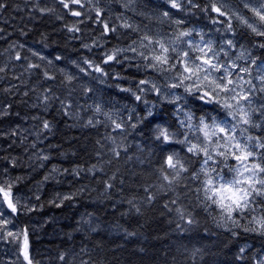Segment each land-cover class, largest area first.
<instances>
[{
	"label": "trees",
	"instance_id": "16d2710c",
	"mask_svg": "<svg viewBox=\"0 0 264 264\" xmlns=\"http://www.w3.org/2000/svg\"><path fill=\"white\" fill-rule=\"evenodd\" d=\"M227 1L253 16L245 0ZM180 2L178 10L169 0H81L83 7L70 5L81 13L76 17L60 0H0V156L12 164L17 192L31 202L18 219L29 235L32 264H264V235L244 231L257 227L253 217L264 215V202L258 198L255 211L234 225L202 190L208 176H231L229 154L204 164L203 154L188 152L187 144L156 139L166 128L175 140L187 134L192 143H206L195 131L200 118L223 120L226 110L182 87L164 92L167 71L161 69L168 66L149 67L159 46L141 47L145 34L160 40L176 69L183 50L192 58L198 53L179 33L200 31L219 56L243 53L236 61L247 66L250 59L264 62V37L231 11V30L227 22L213 23L225 20L211 11L213 0ZM104 23L116 31L105 33ZM118 49L125 51L105 63ZM227 59L233 58L219 61ZM252 100V119L262 126L244 125V133L264 140V93L254 92ZM173 154L187 169L175 180L165 162Z\"/></svg>",
	"mask_w": 264,
	"mask_h": 264
},
{
	"label": "snow or ice",
	"instance_id": "6c2138e0",
	"mask_svg": "<svg viewBox=\"0 0 264 264\" xmlns=\"http://www.w3.org/2000/svg\"><path fill=\"white\" fill-rule=\"evenodd\" d=\"M60 3L64 8L70 10V14L76 17H79L81 13L77 10L71 9L70 5H79L81 0H60ZM170 6L174 9H181L182 3L180 0H169ZM188 3H192V0H188ZM4 5L0 3V8H3ZM193 7L196 5L193 4ZM244 7L249 8V4L244 2ZM261 8L264 9V3L261 4ZM250 10L259 17V20L264 23V11H261L257 8H250ZM211 11L215 12L218 17H225L224 21L213 19V23H225L227 22L228 29L231 30L230 15L229 11L225 10V4L222 0H213L211 3ZM96 15L101 16L99 9L96 10ZM165 16H168L169 13L165 12ZM232 16H236L237 19L241 20L242 23L247 25L253 33L257 36L264 37V30L258 29L253 24L249 23L248 20L237 15L235 12L231 13ZM176 24L182 23L181 20H175ZM105 33L115 32L116 29L109 28L107 23L103 24ZM123 27L128 28L131 25L124 24ZM70 31L78 29H69ZM192 35V30L181 31L179 33L178 39L180 37H187ZM141 41H147V44L141 43V47H148L149 45L156 44L159 46L160 53L154 54L151 56L153 63L149 67L156 68L157 64L164 66L167 65V68H162L161 70H170L175 69V64H169L171 57L167 55L169 48L166 47L160 40H153L152 37L145 34L141 37ZM190 48L198 50L202 55H197L194 58L189 56L188 51H183L181 53V59L178 63L183 65V72L179 73L180 82L173 83L171 87H180L183 84V81H192L191 84H183V87L186 92L193 95L197 100L202 101L205 104H217L222 109L226 110V117H231L235 123H229L227 119L218 120L217 117H211V122H206V117L202 116L199 121V125L195 128V131L201 132L206 143H192L187 134H185V139L183 141L175 140V134L170 133L166 128H160L156 136L157 140H160L162 143H171L173 141L177 143H183L188 145V152L193 155L204 156V164H208L209 161L214 160V156L223 157L225 160L228 158V154L237 161V164L234 167H231L229 170L234 173L232 179H224L223 176L217 175L216 177L208 176V178L203 182L205 187H203V192L205 194L206 200L210 201L212 205H216L223 216L225 221H232L234 225H238L239 218H241L246 212H254L255 208L253 205L257 203V200L264 202V153H256L255 148L264 149V140L260 138H255L251 135L247 136V141L256 140L255 144H249L242 142L241 138H237L235 135L239 125H247L250 128H260L261 123H257L252 119V112L256 111L251 109L252 104V94L254 92L264 93V64L258 67L260 75L256 76L255 79L259 82V87L252 83L251 69L249 67H242L238 65L235 61L230 63H222L219 61V54L213 49L211 41H208L204 44L203 47L200 46V43L194 41H188ZM228 48H233L234 44L232 40H227L225 42ZM264 48V43L259 45ZM207 48V51H205ZM127 50L136 51L135 48H129ZM125 51L123 49H118L113 52L111 55H107L105 63L108 61L114 60L118 52ZM172 52H176V48L171 49ZM221 51H224L222 48ZM211 53V55H209ZM37 55V53H33ZM145 60H149V56L145 55L143 52L139 53ZM224 55L227 56V51H224ZM243 53H241V57ZM241 57H237L240 59ZM20 59L19 55L16 57ZM43 59V57H41ZM57 60L60 59L58 56ZM196 61H199L197 63ZM215 61V62H214ZM86 63H88L86 61ZM251 64L255 65L256 60H251ZM91 66V65H90ZM29 67H39V65H29ZM83 71V69H81ZM97 72H101L102 69L99 66L95 67ZM3 71V69H0ZM187 73V75H185ZM214 73H219V75H214ZM202 74V75H201ZM241 74H247L248 78ZM47 76V73H45ZM51 79L52 77H48ZM71 79V78H69ZM141 85L150 83L147 80H140ZM151 87L159 93V89L156 88V85H151ZM144 91V89H141ZM137 100H140V96H136ZM179 99V97H177ZM97 111H100L97 107ZM179 111V109L177 110ZM151 115V111L148 113ZM187 115V114H186ZM264 115V112L261 113ZM191 117L189 116V121ZM91 123V121H89ZM116 128H120L121 125L113 121ZM181 124H184V121H181ZM44 128L48 129L49 124L44 123ZM188 127L191 129V124H188ZM246 128H240L241 134L246 132ZM215 139H212V138ZM210 146L212 150L210 151ZM217 149H224V151H218ZM119 155V153H116ZM260 156L259 161H254L251 164L248 163L250 158ZM46 159V157H45ZM166 165L168 168L173 169L172 180H175L179 177L180 172L186 171L184 164L180 163L178 159L175 158V154L168 155L166 157ZM163 171V170H162ZM202 172L208 173L205 169L201 168ZM212 171H216L212 169ZM163 179L172 182L169 179V175H163ZM110 186V185H109ZM0 195H2L3 200L0 201V204L6 203L8 209L11 212L15 213L17 211L16 205L12 200L11 185L4 187L0 186ZM67 198V197H66ZM4 212L0 210V216H3ZM183 218V215H182ZM257 227L248 228L245 227L244 231L256 232L259 230L261 235H264V215L259 219L253 217ZM189 224L193 223L191 219L187 221ZM9 221L5 219L3 224L7 225ZM8 236H13L14 233L11 231L7 232ZM233 235H236L233 232ZM23 254L25 260H28V264H32L29 259L28 254V236L25 231L23 234ZM243 251V249H241ZM63 259V257H61Z\"/></svg>",
	"mask_w": 264,
	"mask_h": 264
},
{
	"label": "rangeland",
	"instance_id": "374dc122",
	"mask_svg": "<svg viewBox=\"0 0 264 264\" xmlns=\"http://www.w3.org/2000/svg\"><path fill=\"white\" fill-rule=\"evenodd\" d=\"M243 1V0H242ZM222 2L225 4V10L226 11H231V13H233V12H235L237 15H239V16H241V17H243L244 19H246V20H248V22L249 23H251V24H253L254 26H256L258 29H262L263 30V28L261 27V21L259 20V17H257L256 15H254V13L252 14L253 16H248V15H246L245 13H239V12H236V9L235 8H233V1H227V0H222ZM246 2L249 4V8H257V9H260L261 11H264V9H262L261 8V4L262 3H264V0H246ZM216 14V13H215ZM234 18V17H233ZM235 18H236V16H235ZM254 18H256V19H254ZM238 21H239V23L240 24H242V25H244V26H246L247 27V25H245L244 23H242L241 22V20H239V19H237ZM259 21V22H258ZM250 29V28H249ZM251 30V29H250ZM204 33H202V32H200V31H197V32H194L193 30H192V35L191 36H187V37H183V39H184V42L186 43V44H188L187 42L188 41H194V42H197V43H200V46L201 47H203L204 46V44L205 43H207L208 41H211V39H209V38H204ZM211 43H212V47L214 46V41H211ZM224 46V45H223ZM223 49H224V47H223ZM193 50H195L194 48H193ZM183 51H186V49L185 50H183ZM195 51H197L198 53L197 54H195V56H197V55H202V53H200L198 50H195ZM205 51H207V48H205ZM218 53V52H217ZM219 54V53H218ZM209 55H211V53H209ZM194 56V57H195ZM220 57H221V60L223 59V58H233V59H227L226 61H222V63H230V62H232V61H235L236 63H237V61H236V57H233V56H231L230 54H228L227 56H225L224 55V53L222 54V56H219V59H220ZM251 60L252 59H250V61L248 62V65L247 66H245L244 64H238V65H240V66H242V67H249L250 69H251V75H252V78L255 80V82H256V85H257V87H259L260 85H259V82L255 79V77L256 76H258V75H260V72L258 71V67L260 66V65H262V64H264V62H261L260 60L258 61V62H256V64L255 65H252L251 64ZM197 63H199V61H196ZM215 62V61H214ZM181 64V63H180ZM251 66V67H250ZM167 72H166V74H165V76L163 77V80L167 83H164V84H162V86L165 88V89H163V91L165 92H169V93H172V91H173V88L174 87H171V85L173 84V83H179L180 82V76H179V73H181V72H183V65L181 64L178 68H176V69H170V70H166ZM185 75H187V73H185ZM202 75V74H201ZM214 75H219V73H214ZM241 75H243L244 77H245V79H247L248 78V76H247V74H241ZM247 77V78H246ZM192 83V81H183V84H191ZM253 83V82H252ZM183 84L180 86V87H182V88H184L183 87ZM176 88V87H175ZM252 103H253V100H252ZM225 119H227L228 121H229V123H233L234 122V120L231 118V117H225ZM225 119H223V120H225ZM186 121H187V123L189 124H191V121H189V119L187 118L186 119ZM244 127V125H239V127H238V129H237V131H236V133H235V135L237 136V138H241V140H242V142H244V143H249V144H255L253 141H247L246 139H244V138H246L247 136H246V134L243 132V134H241V132H240V128H243ZM229 157H230V159H232L233 161H232V163H227L226 164V166L225 167H227L228 165L229 166H231V167H234L236 164H237V161H235L232 157H231V155L229 154ZM255 160H254V157L253 158H250L249 159V161H248V163L249 164H251L252 162H254ZM231 172V171H230ZM233 175H234V173L233 172H231V176L228 178V179H232V177H233ZM224 179H226V178H224ZM227 180V179H226ZM22 195V194H21ZM23 196V195H22ZM18 201L20 202V204L22 205V204H24L25 205V207H28V206H30L29 205V203H31V202H29V200L27 199V198H23V197H20L19 199H18ZM18 206H20V205H18ZM22 209L23 208H20L19 209V211L21 212L22 211ZM25 209V208H24ZM27 209V208H26ZM26 209L22 212V213H25L26 212ZM0 210H2L3 212H4V208H3V206H1V204H0ZM28 211V210H27ZM5 214H7V213H5ZM10 217V216H9ZM9 217L7 216V215H4V219H1L0 220V224H1V229H2V233L4 234L3 235V237H2V240L4 241V239L5 240H7V238H8V235H7V232L8 231H11V232H13L14 233V235L13 236H10V237H12L13 238V243L14 244H16V247H15V251H16V253H14V252H12L11 253V248H8V240H7V242H5L4 243V248H5V250L4 251H1V255H3V261H4V263L3 264H21V262H20V259H19V251L21 250V247H22V231L17 227V226H14L13 224H12V222L9 220ZM5 219H7L8 221H9V223L7 224V225H5V224H3V221L5 220ZM13 244V245H14ZM8 250H10V253H6ZM7 259H9L10 260V262L8 263V262H6V260Z\"/></svg>",
	"mask_w": 264,
	"mask_h": 264
},
{
	"label": "flooded vegetation",
	"instance_id": "af4514ba",
	"mask_svg": "<svg viewBox=\"0 0 264 264\" xmlns=\"http://www.w3.org/2000/svg\"><path fill=\"white\" fill-rule=\"evenodd\" d=\"M2 112L3 111L1 110V113ZM1 150L2 149L0 148V151ZM8 164H9V166H8ZM11 166H12V164H10L9 162L4 161L3 158L0 156V186H4V187L7 188V186L11 185L12 200H13V203L17 207V211H16L15 214H13V213H10V212L6 211L7 209H6L4 203H2L1 206H3V208H4V215H7L8 217L10 216L9 220L12 222V224L14 226H17L22 231L21 235H22V241H23V234H24L25 231L27 232V230H26V228H25V230H23L24 228H22V226L20 224L21 221L18 219V216L20 214H22L23 210H25L29 206L25 207L24 204L21 205L20 202L18 201V199L20 197L24 198V196H22L21 193L17 192V190H16V185L17 184H16V180L13 178V173L14 172L13 171L10 172L11 168H12ZM2 200H3V197H2V195H0V201H2ZM18 205H20V206H18ZM29 205H30V203H29ZM20 208H23L21 212L19 211ZM5 213H7V214H5ZM4 215L0 216V220L4 219ZM2 232L3 231L1 229V224H0V264L4 263V261H3L4 258H3V255H1V251L5 250L4 243L7 242V240L9 242L7 246H8V248H11V253L12 252L16 253V251H15L16 244L13 243V238L8 236L7 240L4 239V241H3L2 237H3L4 234ZM27 236H28V254H29V259L32 262V258H31V255H30V253H31V248H30L31 242H30L28 234H27ZM6 253H10V250H8ZM22 253H23V244H22L21 250L19 251V259H20L21 264H28L27 260H25V258L22 255ZM6 262L9 263L10 260L7 259Z\"/></svg>",
	"mask_w": 264,
	"mask_h": 264
},
{
	"label": "water",
	"instance_id": "95a60500",
	"mask_svg": "<svg viewBox=\"0 0 264 264\" xmlns=\"http://www.w3.org/2000/svg\"><path fill=\"white\" fill-rule=\"evenodd\" d=\"M5 204V207H6V209H7V211L8 212H11V210L10 209H8V207H7V204L6 203H4ZM11 213H13V212H11ZM16 213V212H15ZM15 213H13V214H15ZM22 255L24 256V254L22 253ZM27 262H28V260H27Z\"/></svg>",
	"mask_w": 264,
	"mask_h": 264
},
{
	"label": "bare ground",
	"instance_id": "6f19581e",
	"mask_svg": "<svg viewBox=\"0 0 264 264\" xmlns=\"http://www.w3.org/2000/svg\"><path fill=\"white\" fill-rule=\"evenodd\" d=\"M7 211V210H6Z\"/></svg>",
	"mask_w": 264,
	"mask_h": 264
}]
</instances>
